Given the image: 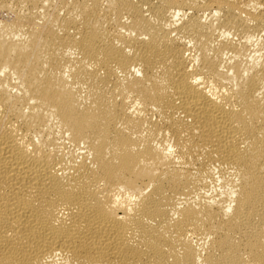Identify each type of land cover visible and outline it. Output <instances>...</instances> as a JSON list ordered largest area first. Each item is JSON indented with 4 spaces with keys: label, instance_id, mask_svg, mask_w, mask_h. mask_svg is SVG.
<instances>
[{
    "label": "bare ground",
    "instance_id": "bare-ground-1",
    "mask_svg": "<svg viewBox=\"0 0 264 264\" xmlns=\"http://www.w3.org/2000/svg\"><path fill=\"white\" fill-rule=\"evenodd\" d=\"M3 13L0 264H264V0Z\"/></svg>",
    "mask_w": 264,
    "mask_h": 264
},
{
    "label": "rangeland",
    "instance_id": "rangeland-1",
    "mask_svg": "<svg viewBox=\"0 0 264 264\" xmlns=\"http://www.w3.org/2000/svg\"><path fill=\"white\" fill-rule=\"evenodd\" d=\"M0 15H1L0 17H2V18H8V16L6 14H4V13H3V15L2 14H0ZM261 44H262V41L260 42V45ZM262 46H264V41H263V45ZM262 46L260 48H262ZM263 49H264V47L261 50H263Z\"/></svg>",
    "mask_w": 264,
    "mask_h": 264
}]
</instances>
